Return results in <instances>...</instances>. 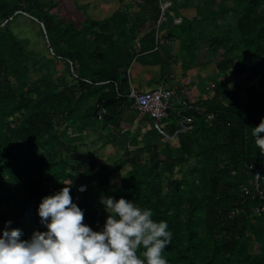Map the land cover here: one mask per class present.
Returning a JSON list of instances; mask_svg holds the SVG:
<instances>
[{
	"label": "trees",
	"instance_id": "trees-1",
	"mask_svg": "<svg viewBox=\"0 0 264 264\" xmlns=\"http://www.w3.org/2000/svg\"><path fill=\"white\" fill-rule=\"evenodd\" d=\"M178 1L161 30L181 42L185 62L207 40L218 70L229 76L210 101L191 109L193 129L177 137L178 147L169 144L150 164L132 160L138 168L123 171L124 161L99 168L83 161L67 128L79 111L96 116L101 105L104 120H116L119 108L132 103L127 70L159 57L160 0H130L82 25L52 13L55 4L47 0H0V229L10 219L25 239L44 230L38 204L65 183L94 230L105 220L106 212L96 226L102 195L151 208L173 233L164 252L169 264H264V211L255 214L264 201H244L242 193L253 180L248 165L264 162L251 135L264 118V0H193L195 16ZM22 14L42 23L53 57L38 60L13 32ZM228 19L232 25L224 26ZM55 62L72 71L58 75ZM38 69L48 72L33 78ZM85 182L93 191L78 190Z\"/></svg>",
	"mask_w": 264,
	"mask_h": 264
},
{
	"label": "crops",
	"instance_id": "crops-1",
	"mask_svg": "<svg viewBox=\"0 0 264 264\" xmlns=\"http://www.w3.org/2000/svg\"><path fill=\"white\" fill-rule=\"evenodd\" d=\"M185 2L178 1L177 5L182 7L186 4L190 8L184 9L183 12L195 16L197 10L191 8L198 3L193 0L192 4ZM168 31L162 30L159 57L150 59L154 63H148L146 60L134 61L127 74L130 92L135 89L142 93L160 86L176 88L172 116L167 121L158 123L150 115L136 109L132 103L119 108L116 120L98 121L96 116H89L90 114L83 111L77 112L76 120L68 125L67 141L79 149L86 163L91 162L99 168L103 164L118 167L124 161L127 164L123 171L137 169V163H153L154 156L160 158L169 144L172 147L179 146L177 137L183 133L173 136L180 128L182 115L190 118L187 132L193 129L195 115L191 109H184L180 102L187 100L192 106L200 108L215 96L219 82L228 78L229 74L218 70L207 40L202 39L199 42L194 61L185 62L181 42L168 38ZM62 65V70L56 67L58 75L66 74L67 70L72 71V68ZM94 103L91 101L90 104ZM132 160H137V163ZM90 184L97 185V182ZM90 184H82L86 185L85 192L91 188Z\"/></svg>",
	"mask_w": 264,
	"mask_h": 264
},
{
	"label": "clouds",
	"instance_id": "clouds-1",
	"mask_svg": "<svg viewBox=\"0 0 264 264\" xmlns=\"http://www.w3.org/2000/svg\"><path fill=\"white\" fill-rule=\"evenodd\" d=\"M254 143L264 154V118L251 128ZM260 176L259 173L256 174ZM41 198L37 215L44 230L22 238L12 220L0 229V264H169L164 252L173 233L166 220L153 219V210L135 200L102 195L107 213L94 230L84 223L85 211L73 201L68 184ZM79 191L86 190L80 185Z\"/></svg>",
	"mask_w": 264,
	"mask_h": 264
},
{
	"label": "built area",
	"instance_id": "built-area-1",
	"mask_svg": "<svg viewBox=\"0 0 264 264\" xmlns=\"http://www.w3.org/2000/svg\"><path fill=\"white\" fill-rule=\"evenodd\" d=\"M173 7L172 0H160V17L157 24V39L160 40L162 37V26L168 22L169 14L174 16L171 8ZM174 23L179 25L182 23V18L174 17ZM177 89L168 88L160 86L157 89L147 91V92H138L135 89H132L130 92V99L132 100V105L139 109L140 111L150 115L158 123H163L167 121L174 112V98L176 96ZM184 109H194V106L190 104L189 101L184 100L180 102ZM96 119L98 121H103L105 116L108 114L106 107L98 105L97 106ZM182 115V114H181ZM190 118L188 116H183L180 121V128L176 131L175 136L185 133L189 129ZM248 168L252 171L253 180L251 185H243L242 193L244 201L247 200H261L264 201V162L260 164H250ZM259 173L260 176L256 174ZM264 211V206L262 208L258 207L255 210L256 215H260ZM104 207L101 206L97 212L96 226L101 225L102 219L104 218Z\"/></svg>",
	"mask_w": 264,
	"mask_h": 264
},
{
	"label": "rangeland",
	"instance_id": "rangeland-1",
	"mask_svg": "<svg viewBox=\"0 0 264 264\" xmlns=\"http://www.w3.org/2000/svg\"><path fill=\"white\" fill-rule=\"evenodd\" d=\"M55 6L52 13H56L66 21H72L76 25L84 24L88 19L103 20L118 9H125L130 0H47ZM229 18V17H228ZM224 26L232 25L230 19L223 23ZM13 32L20 38L27 39L28 48L37 54V59L42 62L53 57L48 38L43 32L44 28L40 21L34 19L29 14H22L17 17L11 25ZM203 31V30H202ZM209 34L216 35L215 29H211ZM216 61V56L214 57ZM58 69L62 70V64L55 62ZM47 70L38 69L33 73V78H38L47 74ZM84 192V191H83ZM96 204H101L99 199ZM107 215V213H106ZM105 215V217H106Z\"/></svg>",
	"mask_w": 264,
	"mask_h": 264
}]
</instances>
